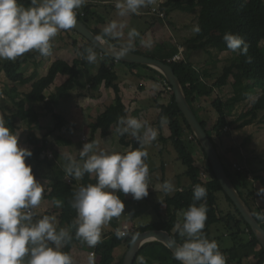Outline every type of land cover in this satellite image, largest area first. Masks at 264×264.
<instances>
[{
    "label": "trees",
    "instance_id": "obj_1",
    "mask_svg": "<svg viewBox=\"0 0 264 264\" xmlns=\"http://www.w3.org/2000/svg\"><path fill=\"white\" fill-rule=\"evenodd\" d=\"M21 3L30 4V0H21ZM95 6L97 5L86 3L83 7L75 11L80 19L88 24L90 18L96 14L93 11V7ZM188 6H200L202 8L199 16V27L201 31L197 33L195 37L188 40V46L190 48L200 49L210 45L222 48L226 46V43L223 41L225 33L238 35L248 44L247 54L239 55L237 52H234L235 56L232 61L224 65L222 73L213 83V90H221L228 84L229 79L233 78L232 95L225 100V97L219 94L214 101V108L219 116L212 130L208 128L207 120L203 119L194 108L196 96L202 95L203 93L201 88L196 84L193 76V64L184 59L180 61H170V59L179 52V46L172 42L165 41V43L157 44L158 46L156 47L160 48H158V52L145 53L135 45L123 43L117 37H109L103 30L92 29L113 44L122 45L137 53L163 60L173 66L184 86L188 100L192 104L197 117L215 143L227 173L246 203L254 212L256 218L262 223L261 216L264 214V205L258 206L257 204V198L262 194L259 193L255 184L259 183L261 188H264V165L262 169L254 172L250 170L246 163L239 161V165H241L243 169L236 168V157L239 154L237 147H229L227 151L225 150L222 153L218 140L224 141L227 136L231 135L232 130L230 129V131H227L226 127L228 126L231 128L232 125L236 124V122L232 121V114L234 111L233 107L237 104L246 101H248L249 104L248 108L240 114L239 118L241 122L239 127L255 124L258 118L259 122L264 123V0H165L160 5V10L166 12L168 16L169 11L174 9L184 10ZM154 14L159 16L156 20L161 19L158 13ZM217 29H223V31L217 36L211 34L212 31ZM81 37L86 44L78 45L76 41L74 42V45L82 55L81 59H76L73 65H70L64 60H57L51 64L47 74L43 76H40L37 70L30 76H26L21 71L23 64L36 60L39 56V53L36 51L25 53L15 61L0 60V73H5L9 80L8 89L5 92L14 108L13 110L11 109L12 111H7L9 108L7 106L2 108V110H4L5 126L15 135H17V131L20 129V123L22 121L26 123L29 130H42L43 127L40 121L42 112H39L38 109L42 103L44 104L43 108L46 113L50 114L55 121V127L50 129L42 139L32 134L34 137H32L33 141H31L34 143L33 147L29 150L32 151L33 155L26 158L25 163L32 166L34 176H36V164L45 160L44 153L49 148L48 137L51 132H53V130L69 128L70 126L67 120L57 112V105L60 100L68 96L76 86L82 84L76 70L79 63L85 62L84 60L88 56L89 49H95L101 53V51L88 39L82 35ZM241 47H243V45ZM120 62L126 64L131 69L145 67L155 72L159 78L166 82L164 90H168L169 87H172L162 72L149 65ZM116 63L117 61L115 58L103 53V62L97 74L92 79L93 83H97L98 85L105 84L107 87L113 89L115 98L114 103L108 106L104 112L99 114L96 119L91 122V134L85 143H94L95 148L97 131L109 125H113L119 137L120 144L124 147H130L129 151H132L141 148L140 142L137 139L131 138V130L129 128L127 131L123 132V135L118 131V129L123 130L127 128L126 123L118 124V121L121 118H124L126 121V119L129 118V112L121 94V87L118 84L119 76L115 69ZM59 67H64L70 74V77L54 94L48 96L46 90L56 80L59 74ZM28 86L29 88L24 89ZM160 95H163V91ZM167 96L169 99L158 105L160 110L158 124L161 127L162 118H166L171 134L169 138L166 139L163 137L162 140L172 143L178 154L179 160L186 167L184 176L188 177L190 182L187 185H183L174 195L166 194L163 207L157 211L156 220L136 227L133 231H129L126 235H123L122 238H117L116 236V231L119 229L118 218H112L110 223L113 226V230L109 231L107 235L101 236V242L94 248L92 247L95 254L99 256L98 260H94V264H123L125 255L117 259L115 256L116 249L124 245L128 248L135 235L149 229L169 231L176 240L183 243L186 237L180 236L179 231L174 230V225L180 223L182 229L183 220L179 218V214L182 211H186L193 203L197 206L203 203L207 207V220L205 221L203 232L210 241L213 240L211 238V226L214 224H222L226 229L223 237L228 236L232 239V247H227L225 249L219 248V251L226 257L227 264H244V261L250 257H253V261H249L246 264H264V247L260 244L251 226L246 222L234 202L222 188L205 151L194 136L189 123L176 102L172 88L169 89V95ZM254 96H256V98H254ZM8 112L11 114L6 115ZM186 132H189L193 136L194 140L199 145L200 151L207 160L204 170L203 167L198 164L195 154L185 143ZM119 153L125 154L124 152ZM91 154L93 153H89V155ZM238 158L240 159V156ZM85 159H87V157H81L79 153L75 160L68 159V162L70 165L72 163L82 165ZM249 175H253L254 177L251 179ZM69 176V181L50 179L47 187L44 189L46 191L45 196L47 199L51 200L54 205V201L56 200H65L64 205L58 208V218L61 222V226L68 228L67 233L71 239L65 241L61 251L68 253L72 257L73 248L84 245V242L76 237V229L78 227L77 211L73 206L76 201V194L80 187L87 186L88 184H95L96 178L88 173H85L84 176L79 179L74 175L69 174ZM162 181L163 183L167 181L165 171H163ZM147 183L149 187V182L147 181ZM197 184L207 189V197L204 200L193 201V189ZM219 193L225 195L227 201L231 205V209L225 208L222 210L219 205ZM117 194L124 204L129 203L127 195L122 192H117ZM244 236H247V238ZM223 237H217V239L223 241ZM240 248L244 250L245 254L239 263H236L234 259ZM231 256L233 258H231ZM145 262H152L154 264H181L180 261L174 259L173 251L163 242L157 240L144 244L134 264H144Z\"/></svg>",
    "mask_w": 264,
    "mask_h": 264
},
{
    "label": "clouds",
    "instance_id": "obj_2",
    "mask_svg": "<svg viewBox=\"0 0 264 264\" xmlns=\"http://www.w3.org/2000/svg\"><path fill=\"white\" fill-rule=\"evenodd\" d=\"M86 3L87 0H30L29 6L25 7L21 0H0V60L15 61L33 50L40 56H50L52 40L61 30H69L76 25L75 10ZM142 4L144 0H126V5L117 2L116 8L121 9L120 15H124L125 7L139 14L137 9ZM115 27L113 22L105 28V32ZM200 31L198 25L194 26V33ZM129 35L138 33L133 29ZM223 41L227 49L239 55L248 52V44L238 35L225 33ZM145 46L151 47V44ZM87 60L94 62L95 54L87 56ZM120 123L127 124V128L118 129L121 135L128 128L138 131L144 127L136 118H127L126 121L121 118L118 121ZM157 135V130L149 126L145 128L144 138L138 139L141 144H146L155 140ZM93 148L94 143H85L80 156L87 159L82 165L72 163L66 172L77 179L85 173L96 178L95 184L80 187L73 205L77 211L76 237L94 248L101 242L102 226L124 212L125 204L117 192L132 194V198L137 201L149 195V169L145 163L149 154L145 148L125 154L102 150L94 153ZM32 155L31 150L18 146V136L5 126L0 117V264H24L25 256L29 257L27 264H73L71 255L61 251L65 241L71 237L63 228L57 232L55 217L44 216L32 224V213L22 211L36 207L42 199L43 188L36 181L32 166L25 163L26 158ZM67 158L71 160V157ZM162 190L165 194H172L175 188L170 181H165ZM259 193L264 194V188ZM206 197L207 189L195 185L193 201H201ZM54 203L56 207L62 205L60 200ZM206 220V205L202 203L197 206L193 203L183 213L182 229L180 223L174 225V230L186 237L173 252L174 259L181 264H226V257L219 251L217 242L210 241L203 232ZM123 235L119 229L116 231L117 238ZM47 241L53 242L55 247L48 246ZM173 243L169 241V246ZM89 264H94L92 257L89 258Z\"/></svg>",
    "mask_w": 264,
    "mask_h": 264
},
{
    "label": "crops",
    "instance_id": "obj_3",
    "mask_svg": "<svg viewBox=\"0 0 264 264\" xmlns=\"http://www.w3.org/2000/svg\"><path fill=\"white\" fill-rule=\"evenodd\" d=\"M114 1L115 0H87V3L97 5L93 8L94 13L96 14L95 16L90 18V21L88 23L89 27L93 29L103 30L104 33L109 35V37L111 38L117 37L123 43L129 44V45H135L141 51L145 53L146 52L151 53V51L155 50V47H154L155 44H159V41L160 43H163L164 40L167 39L168 36L170 35L171 22L166 20V18L168 17L166 16V12H164L166 18L165 16L160 17L161 19L159 20H156L159 17L158 15H154L152 17H145V25L139 30H137L138 35H131L133 37L132 42L129 40H126L127 37L125 38L121 34V32H123L124 34H127L125 32L126 30L124 29L114 28L110 32H105V28L108 27V25L112 23L106 19V16L107 14L111 13L108 10H109V6L114 4ZM164 1L165 0H160V5ZM100 4H102L103 6L102 7L99 6ZM123 4L126 5L125 2ZM23 5L25 7L29 6V4H26V3H23ZM110 8H113V7H110ZM153 8H157V7H153ZM153 8L147 10V12H149ZM198 8L200 7L195 6L194 8L190 7L191 10H188L189 7H187L184 10H178L177 13H175V15H177V18H182V24L183 26H186L187 24L185 23V20L191 17L190 14L192 12H198ZM158 9H160V6L158 7ZM180 13H183V14L180 15ZM199 16H200V13L195 14L197 23L199 22ZM175 30L180 31V28L178 27ZM183 33L178 32V31H176L175 33H172L171 35L172 37L179 36V37H176V39L174 40L176 44L179 42V43H183V45H186L188 44V40L195 37L196 35V33L194 32L190 36H186L185 32ZM212 34L214 35V33ZM75 41L78 43V45L86 44V42L82 40L81 35L75 32L74 30H69V31L61 30L57 34V36L52 40V45H53L52 54L48 57H43L39 55L36 58V60H32L26 64H23L21 71L26 76H30L37 70L40 76H43L47 74L51 64L57 60H64L70 65H73L76 59H81L82 57L78 48L74 45ZM147 44H151V47H146L145 45ZM179 45L180 44H177V46ZM225 47L227 46H223L222 48L226 50ZM192 49L193 51H201V53L194 54V55L193 53H188V55H186L187 57L183 59L193 64V68H192L193 76L195 78L196 84L201 88L202 93H203L202 95L196 96V99L194 101L195 110L203 119L207 121L210 119V117L212 121H213V118L217 120L219 115L216 109L214 108L215 100L213 99H215L219 94L221 96L222 92H224L225 97L227 98H229L232 95V83L231 82L233 81V78H230L228 84L225 87H223L221 90L212 89L213 83L216 81V77L220 75L217 70V65L218 66L219 64L223 65V60H227V59L225 57H222V55H218L219 47H216V46L210 45V46H206L205 48H200V49L191 47V50ZM33 51H30V52H33ZM90 54H95L96 60L94 62H89L86 57V59L84 60L85 62L84 63L80 62L76 69L79 74V80L82 84L79 86H76V88L72 90L68 96L63 97L57 105V112L61 114L70 124L69 128H65L67 130L69 138L64 137V144H65V148L71 149L72 153L73 151L76 152V150H78V153H80L83 145L86 142L87 136L91 132L90 126H89L90 123L93 122L99 114L104 112L108 106L113 104L114 98H115V92L113 89L107 87L105 84L98 85L96 83H93L92 79L97 74L103 62V56L101 55L100 52L96 51L95 49H89L88 56ZM222 65L219 67H222ZM115 69L119 76L118 84L121 87V94L128 108L129 118H136L144 125V127L139 129L137 136H131L132 138H135L140 142L138 137L141 139L144 138L145 125H148V127L150 126V120L147 119V116H145V114L148 115V113L152 110V113L154 114V116L157 117V115L159 114V111L157 110V107L155 106L156 99H157L156 97L158 96V99H157L158 102L159 100H163L162 99L163 97H167L166 95H160V93H162V91L165 88L164 81L161 78H159V76L155 72L145 67H138L135 69H131L126 64L122 62H117ZM69 77H70V74L66 71V69L64 67H59V74L57 75V78L54 81V83L46 90V94L48 93L47 94L48 96L54 94L57 91V89L64 82L68 80ZM8 85H9V80L7 79L5 73L3 72L0 73V108H1L2 114L4 113L2 110L3 107H6L8 105L11 106L10 105L11 102L7 98V94L5 92L8 89ZM230 85H231V88L230 90H228V86ZM28 87L24 89H27ZM215 94L217 96H215ZM163 101H166V100H163ZM208 103L210 105L212 104V109L215 112L213 111V113H210V115L206 113L203 116L200 111L203 112L204 104L206 105ZM38 109H39V112H42V116L40 118L41 125L43 126V129H44L42 131H45L47 129L48 130L52 129V126L54 123L51 124L50 122H46L44 124L43 122V120L46 121L47 118H50L51 115L44 113V111H41L39 107ZM2 118L4 120V117ZM51 118L53 117L51 116ZM24 124L26 125V123L22 121L21 125H23V128L17 131L18 146L30 149L33 147V143H34L32 142L33 141L32 137H34L32 136V134L36 136L37 130L35 129L29 130L28 128L26 129L24 127ZM154 126L156 125H153V127ZM163 126H164V135H162L161 132H159L157 135V138L155 140H152L150 143L141 144L140 142L141 148H145L146 145L151 146L149 153L153 157L158 156L157 152L153 150V148L156 149L158 145L160 144V141H162V138L164 137L167 139L170 137V134H171L169 131L170 129H169L167 120H163ZM154 129H156V127ZM114 132L115 130L112 131V129H108V127H104L97 131L96 139L99 140V143H101V147L103 149L105 147L104 150L100 149V151L101 150L105 152L110 151L109 148H107V143L111 141L114 143V140H115ZM54 133L51 134V136L54 135ZM27 142H29L30 144H27ZM48 143H49V140H48ZM48 146H49L48 148L49 150H52L53 148L56 149L55 145L51 146L48 144ZM74 148L76 149L74 150ZM125 150L126 149L124 148H121V149L119 148L115 152L126 153ZM173 151L174 153L172 156ZM173 151H170L171 155H169L168 151L167 153H165L163 151V148L160 146L159 152H158L160 153L158 163L156 164V166H153L152 169L148 168L149 173H148L147 181H149V186H150L148 188V192L150 191L151 186H154V183H152V181L155 178H152L151 173L153 171L155 172L158 171V169H162V171H165L166 176H167V181L173 180V182H175V185H173L175 188V191L169 195H174L177 190L182 188L183 185L189 184V181L187 180L188 177L184 176L186 167L184 165H181L183 163H181V161L179 160L178 154L176 153L174 148H173ZM50 153H52L51 155L53 157L54 156L53 151ZM49 162L51 163L50 166H53L54 169H49V167L42 169L46 173H48L46 175L47 177L49 176L50 179H62V180L69 181L70 176L66 172V169L62 170L61 167L56 166L53 163L55 162L54 159H49ZM263 165H264V162L261 163L259 170L262 169ZM180 167H181V170H180ZM179 170L180 172H178ZM40 176H41L40 174H37V177L35 176L36 180H39ZM185 178H186V181H185ZM156 179H158L157 176H156ZM59 200L61 201V199ZM64 202L65 200L63 201L61 207L64 205ZM58 214L59 212L57 213V215ZM125 227L126 226H124V228ZM64 229L66 231L68 230L67 227H64ZM109 231H111V229ZM109 231L107 233H109ZM74 250H75V247L73 248V256L76 257ZM81 252H84V251H81ZM92 252L94 251L92 250L91 253ZM89 253L90 252L85 254V256L82 258V262L79 264H89V258H88ZM98 257L95 258L94 260H98ZM148 264H154V263L151 262Z\"/></svg>",
    "mask_w": 264,
    "mask_h": 264
},
{
    "label": "rangeland",
    "instance_id": "obj_4",
    "mask_svg": "<svg viewBox=\"0 0 264 264\" xmlns=\"http://www.w3.org/2000/svg\"><path fill=\"white\" fill-rule=\"evenodd\" d=\"M117 2H120V3L123 4L124 2L126 3V0H115L114 4L109 6V10L108 11L111 12V13L107 14L106 19L108 21L112 22V23L114 22L116 24L115 28L126 30L125 32L128 35L124 34L123 32H121V34L123 35V37H125V38L127 37L126 40H129L131 42H132V38L133 37L131 35H129V33L133 29H135L136 32H137V30L142 28L145 25V17H152V16L155 15L151 10L149 12H147V10H149V9H151L153 7H157L158 8L160 6V0H144V4H142L137 9V12L139 14H137L136 12H132L130 10H127L126 7H125L124 15H120L121 9H117L116 8ZM99 6L102 7L103 5L100 4ZM110 7H113V8H110ZM198 7H200V6H198ZM200 9H202V8L201 7L198 8V12H192L190 14L191 17L185 20V23L187 24L186 26H183L182 18H177V15H175V13H177L178 9H174L172 11H169L168 12V17L166 18V16H167L166 15L165 18H166V20L171 22L170 35L168 36L167 39L164 40L163 43H165V41H169V42L174 43L175 45H177V44L183 45V43H179L178 42L176 44V42H174L176 37H179V36H173L172 37L171 35H172V33H175L176 31L182 32V33L185 32L186 36L192 35L194 26L195 25L199 26V22L197 23V19L195 17V14L200 13L201 12ZM188 10H191L190 7H189ZM140 12H142V13H140ZM182 14L183 13H180V15H182ZM108 15H110V16H108ZM195 22H196V24H195ZM172 24H173V26H172ZM178 27L180 28V31L179 30H175ZM222 31H223V29H217V30L212 31L211 34L214 33V35L217 36ZM196 35H197V33H196ZM67 38H69V37H67ZM159 43H160V41H159ZM156 46H158V45L155 44V46H154L155 50L151 51V53L158 52V48L159 47L157 48ZM184 47H185V51L181 55L182 60H183V58L187 57L186 55H188V53H193V55L201 53V51H193V49L191 50V48L188 46V44L185 45ZM225 49L226 50H224V48H222V49L219 48V50H218V55H222V57H225L227 59V60H223V65L219 64V66L222 65V67H219L217 65V70H218L219 74L222 73L224 65L229 64L232 61L233 57L235 56V53L233 51L227 49V47H225ZM164 84L166 85L165 82H164ZM165 85H164V87H165ZM230 88H231V85L228 86V90H230ZM163 95H166V96L169 95V89L168 90H163ZM222 95L225 97L224 92H222ZM215 96H217V95L215 94ZM156 98L158 99V96ZM254 98H256V96H254ZM157 99H156L155 106L157 107V110L160 113V110L158 109V105L160 103H164L165 101H163V100H167L169 98H168V96L167 97H163L162 98L163 100H159L160 103L158 102ZM215 99H213V100H215ZM226 99H227V97H225V100ZM10 105L11 106H7V107H9L7 111H12L14 109L12 104H10ZM43 105L44 104H40L39 108H40L41 111H44V113H46V111L43 108ZM248 106H249L248 101H246V102L237 104L236 106L233 107L234 111H233V114H232V121L236 122V124L232 125V127H231V130H232L231 131V135L227 136L224 141L218 140V144L220 146V151L222 153L225 150L227 151V149L229 147H232V146L237 147V150H238L239 154L236 157V163H240L239 161H242V162H244V163H246L248 165L250 170H253L255 172V171L259 170V167H260L261 163L264 162V123L263 122H259L258 121L259 118H258L257 122L255 124L248 125V126H245V127H239V124L241 122L240 118H239L240 114H241V112L246 110L248 108ZM213 111L214 110L212 109V104L210 105L208 103L206 105L204 104V111L203 112L200 111V112L204 116L206 113L208 115H210V113H213ZM0 112H1L0 113V117H4V119H5L4 113L2 114L1 108H0ZM10 114H11L10 112L6 113V115H10ZM158 115H157V117L154 116V114L152 113V110L148 113V115L145 114V116H147V119L150 120V127H152V128L156 127L157 133L161 132V134L164 135L163 121H162V125L160 127L159 124H158ZM43 122H44V124L46 122H50L51 124L54 123L52 128L55 127V121H54L53 118H51V116H50V118H47L46 121L43 120ZM207 122H208L209 130L210 129L212 130L213 126L216 123L215 118H213V121H212V119L210 117V119ZM153 125H156V126L153 127ZM24 127L27 129V126L25 124H24ZM146 127H148V125H145V128ZM21 128H23V125H21V123H20V129ZM108 129H112V131H113L114 130V126L113 125H109ZM129 129L131 130V135L130 136H137L138 135L139 130L136 131V130H133L131 128H129ZM42 130H44V129H42ZM42 130H37V132H36V136L39 139H42L43 136L49 131L48 129L45 130V131H42ZM134 131H136L135 135H133ZM228 131H230V130H228ZM53 133H54V135L51 136V134H53ZM51 134L49 135L50 138L48 137V140H49L48 144L51 145V146L55 145L56 149H54L53 147H52L53 148L52 150L48 149L44 153L45 160L39 162V164H36V177H37V174L41 175L39 177V180H36V181L43 188L41 202H40L39 205H37L34 208L33 207H29L27 209H22V211L29 212V209L31 210V213H32L31 223L32 224H35L39 219H42L44 216L55 217L54 226L56 227L57 232H59L60 229H62V228L64 229V226H61V222H60V220L58 218V215H57L58 208H60V207L56 208V206L53 204V202L51 200L47 199V197L45 196L46 191H45L44 188L47 187V184H48V181L50 180V178H49V176L48 177L46 176L48 173H46L42 169H45L47 167H49V169H54L53 166H50L51 163L49 162V159H54L55 162H53V163L56 166L61 167L62 170H65L69 166H71L70 163L68 162V158L67 157H71V160H75L79 153H78V150H76V152L73 151V153H72L71 149H66L65 148L64 137L69 138L67 130L65 128L63 130H53V132H51ZM90 134H91V132H90ZM90 134L87 136L86 141L89 139ZM114 139H115L114 143L112 141L107 143V148H109V150H110L107 153H113L116 150H118L119 148L120 149L121 148L126 149L125 150L126 152L129 151L130 147H124V146H122L120 144L119 137H118L116 132H114ZM163 141L164 140L160 141V144L158 145V147L156 149L153 148V150H155L157 152V154H158L157 157H153L149 153L150 149H151L150 148L151 146H147V145L145 146V149L148 151V154H149L148 158L145 161V163L148 165V168L152 169V167L156 166V164L158 163L159 156H160V153H158V152H159L160 146L163 148V151L165 153H167V151H168L169 155H171L170 151H173L174 146L171 144L170 141H168V142L167 141L163 142ZM185 143L192 150V152L195 154V158L198 160V164L201 165L203 167V170H204L206 168L207 160L204 157L203 153L200 151L199 145L197 144V142L194 140L193 136L189 132H186V134H185ZM27 144H30V143L27 142ZM75 149L76 148H74V150ZM100 149H103V148L101 147V143H99V140L96 139V145H95V148H94V152L96 151V153H98L100 151ZM104 149H105V147H104ZM174 150H175V148H174ZM52 151L54 153L53 157L51 156L52 153H50ZM173 153H174V151L172 152V156H173ZM239 156H240V159L238 158ZM181 165H183V164H181ZM158 168H159V166H158ZM180 170H181V167H180ZM180 170L178 172H180ZM155 175L158 177L159 181H158V179H156ZM151 176H152V178H155L152 181V183H154V186H151V189L149 191V195L146 198L137 201V200H134L132 198V194H127L128 195L127 197L129 199V203L125 204V209H124V212L122 213V215L120 217H117L118 218V222H119V230L120 231L123 230L124 226H126V228H124V229H127L128 232L129 231H133L136 227H138L140 225L148 224V223H150V222H152V221L157 219V211L160 210L163 207L164 200H165V197H166L165 193L162 190V184H163V181H162L163 171H162V169H158V171H156V172L153 171L151 173ZM165 177H167L166 173H165ZM250 177L252 179V177H254V176L253 175H249V178ZM187 180L190 182L189 178H187ZM185 181H186V178H185ZM170 182L172 183V185H175V182H173V180H170ZM255 186L257 187V190L259 191L260 188H261L260 184L257 183V184H255ZM61 201L63 203L64 200L61 199ZM257 204H258V206H263L264 205V194H262L261 196H259L257 198ZM219 205L222 208V210H224L225 208L231 209V205L227 201V198L225 197V195L223 193H219ZM184 212L185 211H182L179 214V218L181 220H183V213ZM261 218H262V223L264 224V214H262ZM25 223H29V222H25ZM110 229L113 230V226H112V224L110 222H109V224L103 225L102 229H101V235L102 236L107 235L108 234L107 232ZM225 230L226 229H225V227L222 224H214V225L211 226V238L217 242L218 248H224L225 249L227 247H232L233 246V241H232V239L230 237H228V236L223 237L224 233H225ZM217 237H223V241H219V239H217ZM244 237L247 238V236H244ZM47 244L50 247H55L54 243L51 242V241H47ZM128 249H129V247L127 248L126 245L118 247L116 249V251H115L116 258L119 259L123 255H126ZM90 250L92 251V247H89L86 243H84V245H82V246L75 247L74 251H75L76 257L72 256L73 262L75 264L81 263L82 262V258L88 252H90L88 258L92 257ZM81 251H84V252H81ZM244 254H245L244 250L242 248H240L238 250V252H237V255H236L234 261L236 263H239V261L244 256ZM97 257H98V255L96 254V256L93 259H95ZM231 258H233V257L231 256ZM28 259H29L28 256L24 257V264H27ZM249 261H253V257H250L249 259H246L244 261V264L248 263ZM145 264H148V263L145 262Z\"/></svg>",
    "mask_w": 264,
    "mask_h": 264
},
{
    "label": "water",
    "instance_id": "obj_5",
    "mask_svg": "<svg viewBox=\"0 0 264 264\" xmlns=\"http://www.w3.org/2000/svg\"><path fill=\"white\" fill-rule=\"evenodd\" d=\"M72 30H75L77 33L88 39L102 53H105L118 61L149 65L164 74L166 80L172 85L176 102L189 123L194 136L197 138L201 147L205 151L214 173L222 185V188L234 202L246 222L251 226L260 244L264 247V227L262 223L256 218L254 212L246 203L231 177L227 173L215 143L211 139L202 122L197 117L192 104L188 100L184 86L176 74L173 66L163 60L137 53L122 45L109 42L107 39L97 34L92 28H90L88 24L80 19L78 15L77 23ZM122 52L123 55H121ZM155 240L163 242L173 252L177 246L182 244L176 240L169 231L162 229L146 230L134 236L125 255L123 264H134L144 244ZM169 241H174V243L169 246Z\"/></svg>",
    "mask_w": 264,
    "mask_h": 264
},
{
    "label": "built area",
    "instance_id": "obj_6",
    "mask_svg": "<svg viewBox=\"0 0 264 264\" xmlns=\"http://www.w3.org/2000/svg\"><path fill=\"white\" fill-rule=\"evenodd\" d=\"M152 12L153 13H158L161 17H164L165 16V13L163 12V11H161L160 9H158V8H153L152 9ZM75 31V30H74ZM76 32V31H75ZM185 45H179V53H177L176 55H174L173 57H172V61H180V60H182V58H181V55L184 53V51H185V47H184ZM101 55L103 56V53L101 52ZM117 62H120V61H118V60H116ZM171 87H169V89H170ZM226 130H229V127H226ZM52 156V155H51ZM235 167L236 168H239V169H243V167L241 166V165H239V163H236L235 164ZM29 212H31V210L29 209ZM126 228V227H125ZM122 233H124V235H126L127 233H128V230L127 229H124L123 228V230L121 231ZM91 256L94 258L95 256H96V254H95V252H92L91 253Z\"/></svg>",
    "mask_w": 264,
    "mask_h": 264
}]
</instances>
